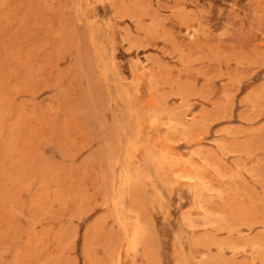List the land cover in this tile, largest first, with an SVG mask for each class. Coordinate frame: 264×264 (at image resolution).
I'll use <instances>...</instances> for the list:
<instances>
[{
	"label": "rangeland",
	"instance_id": "1",
	"mask_svg": "<svg viewBox=\"0 0 264 264\" xmlns=\"http://www.w3.org/2000/svg\"><path fill=\"white\" fill-rule=\"evenodd\" d=\"M0 264H264V0H0Z\"/></svg>",
	"mask_w": 264,
	"mask_h": 264
},
{
	"label": "bare ground",
	"instance_id": "2",
	"mask_svg": "<svg viewBox=\"0 0 264 264\" xmlns=\"http://www.w3.org/2000/svg\"><path fill=\"white\" fill-rule=\"evenodd\" d=\"M118 214V213H117ZM118 218H119V216H118Z\"/></svg>",
	"mask_w": 264,
	"mask_h": 264
}]
</instances>
